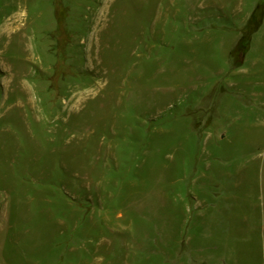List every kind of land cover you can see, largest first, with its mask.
Masks as SVG:
<instances>
[{
	"label": "rangeland",
	"instance_id": "obj_1",
	"mask_svg": "<svg viewBox=\"0 0 264 264\" xmlns=\"http://www.w3.org/2000/svg\"><path fill=\"white\" fill-rule=\"evenodd\" d=\"M0 264H264V0H0Z\"/></svg>",
	"mask_w": 264,
	"mask_h": 264
},
{
	"label": "crops",
	"instance_id": "obj_2",
	"mask_svg": "<svg viewBox=\"0 0 264 264\" xmlns=\"http://www.w3.org/2000/svg\"><path fill=\"white\" fill-rule=\"evenodd\" d=\"M261 26H262V22H261L260 26L258 27V29L253 33V35L251 37L250 45H249L248 49L246 50V52L243 54L241 64L245 63L246 61H248L250 59V55H251V53H253L252 51H254L253 49H254V46L256 45L254 36L260 31Z\"/></svg>",
	"mask_w": 264,
	"mask_h": 264
},
{
	"label": "trees",
	"instance_id": "obj_3",
	"mask_svg": "<svg viewBox=\"0 0 264 264\" xmlns=\"http://www.w3.org/2000/svg\"><path fill=\"white\" fill-rule=\"evenodd\" d=\"M258 9H259L258 7H256V8L254 9L253 14H252L251 19H250V22H249V25H248V28H247L246 31L241 35L240 41H242V40L247 36V33H246V32H248V31L250 30V28H252V27H256L257 22L255 21V15H256V12L258 11Z\"/></svg>",
	"mask_w": 264,
	"mask_h": 264
}]
</instances>
